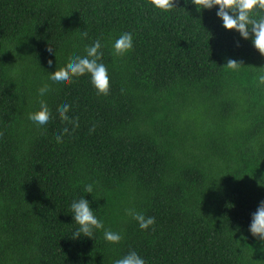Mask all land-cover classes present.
<instances>
[{"label":"trees","instance_id":"trees-1","mask_svg":"<svg viewBox=\"0 0 264 264\" xmlns=\"http://www.w3.org/2000/svg\"><path fill=\"white\" fill-rule=\"evenodd\" d=\"M174 7L0 0V264H113L130 250L145 264H264V241L247 231L264 200V87L254 79L264 57L221 27L215 7ZM124 32L132 48L118 57ZM97 40L107 95L88 74L60 87L48 79ZM41 101L43 131L28 119ZM65 103L71 123L57 115ZM81 196L118 243L103 230L71 238ZM127 209L153 225L140 230Z\"/></svg>","mask_w":264,"mask_h":264},{"label":"clouds","instance_id":"clouds-1","mask_svg":"<svg viewBox=\"0 0 264 264\" xmlns=\"http://www.w3.org/2000/svg\"><path fill=\"white\" fill-rule=\"evenodd\" d=\"M146 3L152 8L168 12L174 7V0H146ZM190 3L199 12L211 10L215 7V16L221 21V27L225 30H232L243 40H250L252 47L256 52L264 57V0H190ZM132 34L124 32L120 34L112 43V50L115 56H123L132 48ZM101 43L94 41L91 46L85 48L84 56H74L66 69L59 68L49 74L48 79L57 87L68 85L72 77H79L88 74L90 84L98 95H107L109 91V77L107 68L103 63H99L101 53L99 49ZM51 63V61H49ZM241 64L229 59L224 66L229 69H236ZM257 69L254 77L255 83L259 87H264V65L255 67ZM49 91L47 84H44L37 90L39 96H43ZM69 105L65 103L58 111L57 115L61 121H69L66 113ZM28 119L39 130L43 131L50 122V112L47 105L41 101L39 110L29 113ZM68 132V129H62L61 135L55 137L57 143L61 141V136ZM260 181V180H259ZM257 181L258 186H264ZM92 185H86L84 193L91 194ZM71 217L78 226L71 234L72 239L78 236L91 238L93 230H103V238L106 242L116 244L121 240V234L110 230H104L103 223L94 215L89 202L81 196L70 204ZM129 215L138 225L140 230L148 229L154 223L153 217H145L133 209H127ZM248 233L255 239L264 241V200L258 202L256 210L250 215V222L247 228ZM113 264H145V260L130 250L123 257L116 259Z\"/></svg>","mask_w":264,"mask_h":264}]
</instances>
